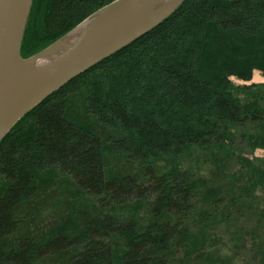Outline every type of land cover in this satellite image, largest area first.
Listing matches in <instances>:
<instances>
[{
  "label": "trees",
  "instance_id": "1",
  "mask_svg": "<svg viewBox=\"0 0 264 264\" xmlns=\"http://www.w3.org/2000/svg\"><path fill=\"white\" fill-rule=\"evenodd\" d=\"M112 1L32 0L20 53ZM256 71L264 0H185L47 96L0 142V264H264Z\"/></svg>",
  "mask_w": 264,
  "mask_h": 264
},
{
  "label": "water",
  "instance_id": "2",
  "mask_svg": "<svg viewBox=\"0 0 264 264\" xmlns=\"http://www.w3.org/2000/svg\"><path fill=\"white\" fill-rule=\"evenodd\" d=\"M185 0H114L25 58L32 0H0V142L24 115L89 68L161 24Z\"/></svg>",
  "mask_w": 264,
  "mask_h": 264
},
{
  "label": "rangeland",
  "instance_id": "3",
  "mask_svg": "<svg viewBox=\"0 0 264 264\" xmlns=\"http://www.w3.org/2000/svg\"><path fill=\"white\" fill-rule=\"evenodd\" d=\"M61 38V37H60ZM59 39V38H58ZM57 40V39H56ZM55 41V40H54ZM51 45V44H50ZM49 46V45H48ZM47 47V46H46ZM44 49V48H43ZM42 51V50H41ZM40 52V51H39ZM38 53V52H37ZM36 53V54H37ZM34 55V54H33ZM31 57V56H30ZM28 58V57H27ZM253 79H252V81L251 82H253V83H256V82H263L264 83V75L263 74H261L260 72H258V71H256V73H254V75H253V77H252ZM233 81H235V83H242L241 81H239L238 79H236V78H234L233 79ZM236 145H239V146H241V148H243V152L245 153V154H247V155H249L250 157H252L253 159L254 158H260V159H262V160H264V149H261V148H259V149H257V150H255L254 152H249V149H247L244 145H242L239 141L237 142L236 141V143H235ZM262 195V194H261ZM260 195V196H261ZM245 257H247V259L248 260H246V261H243L242 260V258H244V257H242L240 260H237L235 263L236 264H248L250 261H254V260H251V259H253V253H250L249 254V252L247 253V254H245ZM260 257H258V259H259ZM241 260H242V262H241ZM245 260V259H244Z\"/></svg>",
  "mask_w": 264,
  "mask_h": 264
}]
</instances>
